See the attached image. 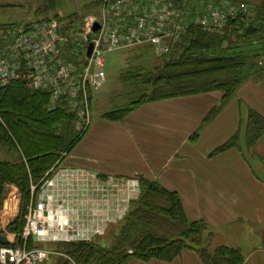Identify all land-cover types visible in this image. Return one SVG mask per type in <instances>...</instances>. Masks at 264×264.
<instances>
[{"label":"crops","instance_id":"obj_1","mask_svg":"<svg viewBox=\"0 0 264 264\" xmlns=\"http://www.w3.org/2000/svg\"><path fill=\"white\" fill-rule=\"evenodd\" d=\"M98 1L82 0L76 11L60 14L58 8L56 13L94 15ZM3 11L9 15L50 13L38 0H0ZM37 19L42 18L25 17L22 25H0L23 26ZM221 99V91H211L145 102L119 120L105 118L108 111L92 118L90 113L87 130L51 169L80 173L73 194L80 226L101 228L104 233L92 236V241L110 245V231L138 198L139 180L144 178L175 192L187 219L204 221L213 232L215 247H238L244 255L242 264H264V133L251 146L245 140L248 109L264 115V80H246L204 122ZM235 135L234 146L218 150ZM46 248L61 255L55 245ZM126 264L203 263L196 251L184 249L170 262L131 259Z\"/></svg>","mask_w":264,"mask_h":264},{"label":"trees","instance_id":"obj_2","mask_svg":"<svg viewBox=\"0 0 264 264\" xmlns=\"http://www.w3.org/2000/svg\"><path fill=\"white\" fill-rule=\"evenodd\" d=\"M202 1L206 3L208 0ZM224 1L245 10L229 17L217 32L205 31L189 22L187 32L167 55L160 56L158 64L146 71L144 66L136 68L144 70L142 73L134 70L121 74L120 80L127 85L129 95L135 94L136 97L127 106L104 113V117L119 120L145 102L221 91V102L208 112L204 119L207 122L249 77L259 78L264 69L248 72L249 67H253L249 54L255 56L251 53L252 46L264 39V5L253 10L256 11L253 18L245 6L247 0ZM53 2L48 0V5ZM48 5H43L42 9L46 10ZM54 17L68 23H76L79 19L75 13ZM143 48L149 49V46ZM145 56L140 54L137 57ZM263 133L264 115L249 108L247 145H253ZM80 137L72 114L62 108L51 109L46 91L32 90L21 80L0 90V145L17 154L14 161L0 160V205L6 185L14 184L25 208L33 196L31 187L39 184L46 172L62 160V155L68 153ZM237 141L235 135L218 150L228 149ZM139 183L140 194L125 218L110 231L112 242L109 246L94 241L54 244L55 250L61 253L56 263L126 264L131 259L170 262L184 249L196 251L203 264L244 262V255L238 247L220 245L210 250L213 232L204 221L187 219L175 192L144 178H140ZM24 223L21 220L12 223L11 230L17 233L15 244L21 243L19 235ZM27 246L45 247L34 243L33 239L28 240Z\"/></svg>","mask_w":264,"mask_h":264},{"label":"built area","instance_id":"obj_3","mask_svg":"<svg viewBox=\"0 0 264 264\" xmlns=\"http://www.w3.org/2000/svg\"><path fill=\"white\" fill-rule=\"evenodd\" d=\"M240 10L245 9L224 0H100L97 18L84 25L86 34L76 35L75 30L80 31L76 23L54 16L23 26L0 25V90L21 80L32 90L46 91L49 107L72 114L81 136L90 125L92 90L106 81L105 53L144 43L167 53L165 41L175 42L187 32V15L197 13L195 24L217 32ZM89 44L92 50L87 55ZM79 175L73 169H51L41 184L31 187L35 198L19 235L21 243L6 235L9 243L0 246V264H39L55 254L46 247L29 248V239L46 246L89 241L103 232L80 226L73 201Z\"/></svg>","mask_w":264,"mask_h":264},{"label":"rangeland","instance_id":"obj_4","mask_svg":"<svg viewBox=\"0 0 264 264\" xmlns=\"http://www.w3.org/2000/svg\"><path fill=\"white\" fill-rule=\"evenodd\" d=\"M53 1L54 2L52 4L50 3L48 5V0H38L39 4H41L42 6L48 5L47 7L49 8L50 13L47 15H9L7 12L3 11L0 12V23L10 22V23H15L17 25H22L23 22L22 20L25 17L48 18L55 16L57 14L56 11H58V8H59V13L63 14L66 11L69 12L76 11L77 10L76 7L81 8L82 6L81 5L82 0H53ZM217 2L219 3V1ZM247 2L248 3H246L245 6H247L248 8L249 15H251V17L254 18L256 16L255 15L256 11L253 12V10H256L257 9L256 7L263 6L264 0H247ZM99 5H100V0L98 1V6L93 8L95 10L93 11L94 15H78L79 19L77 20L76 25H77V29L80 28V31L75 30L76 35L77 33H82V34L88 33L84 25L89 20H93L97 18L99 14ZM199 7L201 8L202 4H200ZM58 16L64 17L70 15H58ZM196 18H197V13H191L190 15H187L186 25L187 24L189 25V22L195 23ZM175 42H172L170 39L165 41V43L170 47V49L173 47ZM147 46H149V49L143 48ZM252 47L254 48L252 49L250 48L252 50L251 53H255V56L249 54L252 57V58L250 57L251 58L250 65H253V67H249L248 72L252 70L256 71V70L264 69V39L256 41ZM156 49L152 45L144 43V44L130 45L127 48L113 50L104 54V71L106 74V81L104 84H102L101 87L92 90V98L90 100V109H89L91 113V118L92 116L96 117L105 111L125 107L127 106V104L131 99L136 97L134 96L135 94H132L131 96L129 95L128 87L120 80V76L121 74H129L128 73L129 71L134 72V70L136 72L142 73V71L144 70H138L136 68L139 67L141 68V66H144L146 71V69L152 68L155 64H158L160 62L161 55H167L170 52L169 49V52L162 54V53H158ZM140 54L143 55L146 54V56L142 58L137 57ZM247 80H253L257 82L262 81L264 80V72L263 74H261L259 78L249 77ZM0 147H1L0 160H9V161L16 160V153L14 151L4 148L3 146ZM41 182L42 180L39 182V184H41ZM14 188H16V190ZM34 198H35L34 196H30L29 204H27V206L23 208L22 206L23 200L17 186L14 184L6 185L5 196L0 205L1 234L12 236L15 242L17 233L11 230V227H13L12 223L15 220H21L22 222L25 221V216L28 212V207L30 203L34 200ZM90 241H92V239L85 242H90ZM75 242H80V241H71L66 243H75ZM211 242L212 239L209 242L210 246L215 247L214 242L213 243ZM57 257H58L57 255H54L51 257V259H48V261L46 262L44 261V263L42 264H57L56 263L58 261ZM71 262L72 264H75L73 261Z\"/></svg>","mask_w":264,"mask_h":264},{"label":"water","instance_id":"obj_5","mask_svg":"<svg viewBox=\"0 0 264 264\" xmlns=\"http://www.w3.org/2000/svg\"><path fill=\"white\" fill-rule=\"evenodd\" d=\"M97 28H98V23L94 22L92 30L95 31V30H97ZM91 50H92V45L89 44L88 50H87V55L90 54ZM0 243L2 245H7L9 243L8 237L6 235H4V234H1V233H0Z\"/></svg>","mask_w":264,"mask_h":264}]
</instances>
